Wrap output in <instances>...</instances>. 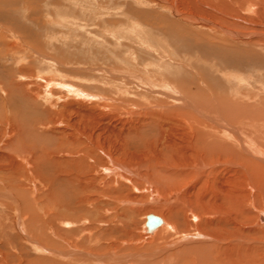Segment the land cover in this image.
<instances>
[{
  "label": "rangeland",
  "instance_id": "1",
  "mask_svg": "<svg viewBox=\"0 0 264 264\" xmlns=\"http://www.w3.org/2000/svg\"><path fill=\"white\" fill-rule=\"evenodd\" d=\"M20 146L62 162L7 184L0 158V264H263L264 0H0V152Z\"/></svg>",
  "mask_w": 264,
  "mask_h": 264
},
{
  "label": "bare ground",
  "instance_id": "2",
  "mask_svg": "<svg viewBox=\"0 0 264 264\" xmlns=\"http://www.w3.org/2000/svg\"><path fill=\"white\" fill-rule=\"evenodd\" d=\"M172 7V6H171ZM175 10V9H174ZM176 11V10H175ZM175 13V12H174ZM178 14V13H177ZM190 15V14H189ZM179 16L181 17H184L181 13L179 14ZM190 17V16H189ZM195 18V17H194ZM228 34H229V32H228ZM245 37V36H244ZM45 82V81H44ZM48 82V81H47ZM49 83V82H48ZM51 84H53V83H51ZM46 85H47V83H46ZM71 87V86H70ZM73 87V86H72ZM167 89H170V88H168L167 86H165ZM67 88V87H66ZM73 89H75V88H73ZM77 89V88H76ZM68 91H72V89H67ZM83 91V90H82ZM74 92H76L75 90H73V92L72 93H74ZM77 92H79V90H77ZM79 93H81V94H83V95H85V92H79ZM89 94H86V96H88ZM180 97V96H179ZM84 100V99H83ZM73 102H75V101H73ZM73 104V103H72ZM72 104H70V106H67V108L69 107H71V105ZM74 105V104H73ZM236 105V104H235ZM227 108V107H226ZM72 109V108H71ZM241 112V111H240ZM58 113V112H57ZM197 115V114H196ZM202 120V119H201ZM201 120H199V119H195L194 121H193V127H192V129H193V132L195 131V130H197V129H199L200 127L201 128H203L204 129V127H206L208 124L203 120V121H201ZM55 122H57V121H55ZM208 122H209V120H208ZM214 122V121H213ZM188 124V123H187ZM192 125V124H191ZM190 125V126H191ZM223 125V124H222ZM73 126V125H72ZM136 127V126H135ZM208 127V126H207ZM67 128V127H66ZM212 128V127H211ZM231 128V127H230ZM64 128H62V129H60V130H58V132H56V131H53V129H52V131H51V133H55L53 136L51 135L50 137H53L52 138V141H53V139H55V141H54V143H53V146H63L62 147V149L63 148H65V147H69V146H67V144H71V145H74V144H76L77 143V141L75 140V137L73 136V134L72 133H70V132H67V131H65V130H63ZM191 129V128H190ZM202 129V130H203ZM200 130V129H199ZM231 130V129H230ZM240 131V130H239ZM44 132H46V131H44ZM48 133V132H47ZM205 133V132H204ZM39 134V133H38ZM191 134V133H190ZM46 135V134H45ZM205 135V134H204ZM216 134H206V136H203V137H200V139H201V146L203 147V149L204 150H209V151H211V152H214V151H218V150H220V149H222V147H221V142L219 141V139H217V137L215 136ZM38 136V135H37ZM195 136V135H194ZM198 138V137H197ZM51 139V138H50ZM45 140V139H44ZM47 140V139H46ZM49 140V139H48ZM216 140H218V142L216 141ZM241 141H240V148H242L243 150H245V149H249V153L252 151L251 149L254 147V143H253V141L251 140V139H249V138H247L245 135L243 136V139H240ZM80 141V142H79ZM78 141V143L80 144V143H82V141L83 140H79ZM216 141V142H215ZM9 144L11 143V140H10V142H8ZM43 143H45L44 145H42L41 146V148H44L45 146L47 147V144H48V146H52V144L50 145V143H46V142H43ZM11 145H13V143L11 144ZM16 147V146H15ZM21 147V146H20ZM250 147H251V149H250ZM22 149H19V148H17V150H21V151H19L18 153L16 152V154H15V156L13 157L12 155H8V154H6V153H3V152H0V158H3L2 160H3V165H2V167L1 168H3V173H5L6 175L8 174L9 175V177L8 176H6L5 178H7V184L8 183H10L11 181H13L14 179H16L15 177H17V179H21V178H23V177H27V175H29L32 171V173L30 174L31 176H33V177H38V175H40V173L38 172V173H34V171H36V169H37V167L38 166H41L40 167V169H42V175H43V178L45 179V178H47V174H51V175H54V177H55V179H56V176L58 177V174H55V173H57V170L61 167V162H62V160L58 157V151H59V148L57 149V148H55L54 147V150H52L53 152L50 154V155H48V154H42V157L41 158H38V154H39V152L38 151H33V153H34V155H33V158H31V159H29L30 158V151L28 152L27 150H25V152L24 151H22L24 148L23 147H21ZM256 148V147H255ZM55 149H57L56 151H55ZM61 149V150H62ZM69 149V148H68ZM64 150V149H63ZM82 151V150H81ZM85 151V150H84ZM221 151V150H220ZM246 151V150H245ZM257 151H258V153L259 154H261V153H263L262 152V150L258 147L257 148ZM64 152V151H63ZM247 152V153H248ZM88 154V156L89 155H93L92 153V151H88L87 152ZM228 153V152H227ZM203 157V156H202ZM239 159V158H238ZM258 159V158H257ZM72 162L75 160V157H72L71 156V159H70ZM78 161H80V160H78ZM75 162V161H74ZM199 168H201V167H203L204 165L203 164H201V162L199 161ZM214 164V163H213ZM249 165V164H248ZM252 165V164H251ZM256 166V165H255ZM29 167V169H30V167H31V170L29 171V174H25V171H26V169ZM198 167V166H197ZM257 168V170H259V171H261L262 172V174L264 173V167L263 166H256ZM263 167V168H262ZM91 168H92V166H91ZM51 170V172L50 173H48L50 170ZM90 169V168H89ZM123 169H125V168H123ZM49 170V171H48ZM164 170V169H163ZM256 170V171H257ZM126 171V170H125ZM175 172H176V170H174ZM132 172V171H131ZM201 172H202V170H201ZM219 171H217V173H218ZM260 172V173H261ZM214 173H215V171H214ZM220 173V172H219ZM252 173V172H251ZM259 173V172H258ZM259 173V174H260ZM38 174V175H37ZM73 174V173H72ZM131 173H129L128 175H130ZM167 174V173H166ZM169 174H170V172H169ZM168 174V175H169ZM171 174H173L172 173V171H171ZM26 175V176H25ZM89 175V174H88ZM204 175V174H203ZM253 175V174H252ZM49 176V175H48ZM91 176V175H90ZM166 176V175H165ZM170 176V175H169ZM51 177V176H50ZM76 177V176H75ZM127 177V176H126ZM216 177V176H215ZM4 178V179H5ZM59 178V177H58ZM77 178V177H76ZM79 178V177H78ZM88 178V177H87ZM86 178V179H87ZM96 178V177H95ZM165 178H167V177H165ZM263 178V183H264V177H262ZM28 179V178H27ZM254 179V178H253ZM26 180V179H25ZM39 180V179H38ZM83 180V179H82ZM95 180V179H94ZM6 181H4V182H6ZM92 182V181H91ZM246 182H247V184L246 185H249L250 187V190L251 189H254V187L251 185V183H250V180H249V178H247L246 179ZM12 183V182H11ZM84 183V182H83ZM78 184V183H77ZM145 184H146V182H145ZM79 185V184H78ZM20 185H18V187H19ZM86 187V186H85ZM84 187V188H85ZM132 188V187H131ZM191 189H193V187L191 188ZM229 189V188H228ZM250 190H248V191H250ZM191 191H193V190H189L188 191V193L186 194H184V195H182V197H181V199L183 200V199H186V200H189L188 202H189V206L187 205V209L191 212V214H192V216L194 217V218H197V213L193 210V206H191V205H193V199H191L192 197V192ZM253 191V190H252ZM56 192V191H55ZM54 192V193H55ZM212 193L211 194H209V195H212L211 196V202H210V206L213 204V206H215L214 208H221V210H222V207H223V204H222V200L219 198L220 197V195H219V193L218 192H216V193H214V191H213V189H212V191H211ZM225 192H226V190H225ZM176 193V192H175ZM195 193V192H194ZM229 193V192H228ZM235 193V192H234ZM239 193L240 192H238L237 191V194L239 195ZM244 193V192H243ZM246 193V192H245ZM249 193V192H248ZM49 194V193H48ZM242 194V193H241ZM234 195V194H233ZM246 195V194H245ZM249 195V194H248ZM9 197V196H8ZM172 197H174V194H172L171 196H170V198H172ZM249 197V196H248ZM223 198V197H222ZM228 198H230V197H228ZM227 198V199H228ZM239 198V197H238ZM240 198H242V197H240ZM176 200H177V198H175ZM180 199V198H179ZM206 199H208V194H207V196L205 195V196H203V197H201L200 198V200H201V202L200 203H202V206H204L205 208H207L206 206V204H205V201H206ZM248 200V199H247ZM55 201V200H54ZM185 201V200H184ZM164 202V201H163ZM165 204H167L166 202H164ZM179 203H181V202H178V204ZM186 203V202H185ZM183 204V203H182ZM248 204V203H247ZM252 204V203H251ZM176 205V204H175ZM181 205V204H180ZM179 205V206H180ZM185 205V204H184ZM246 205V204H245ZM3 206V205H2ZM178 206V205H177ZM174 207H176V206H172V207H170V209L173 211L174 210ZM181 207V206H180ZM34 208H36L35 206H34ZM39 208V207H38ZM53 208V207H52ZM177 209V208H176ZM213 209V208H212ZM224 209V208H223ZM36 210V209H35ZM39 210H40V208H39ZM171 210H169V212H171ZM207 211H206V213H209L208 211V209H206ZM250 210V209H249ZM17 211V210H16ZM158 211V210H157ZM204 211V210H203ZM228 211V210H227ZM232 211V210H231ZM246 211V210H245ZM205 212V211H204ZM212 212V211H211ZM217 212V211H216ZM225 211H223V213H224ZM230 212V211H229ZM160 213V212H159ZM185 213V212H184ZM203 213V212H202ZM201 213V214H202ZM213 213V212H212ZM211 213V214H212ZM215 213V212H214ZM218 213H219V211H218ZM221 213V212H220ZM231 213V212H230ZM229 213V214H230ZM169 214V213H168ZM200 214V215H201ZM155 215V214H154ZM166 215V214H165ZM172 215V214H171ZM227 215V214H226ZM225 215V216H226ZM231 215V214H230ZM48 216V215H47ZM157 216V215H156ZM162 216H163V214H162ZM162 216H159L161 219H162V223L159 225V226H157L156 228H154L152 231H147L146 230V227H145V225L143 226V230H144V232H146V234H148L149 233V236H153L156 232H157V230H159L158 228L159 227H162V226H165V221H164V219H165V217L163 218ZM236 216V215H235ZM169 217H170V215H169ZM227 217V216H226ZM146 218V217H145ZM200 218V217H199ZM232 218V217H231ZM263 218H264V216H263ZM262 218V219H263ZM203 219V218H202ZM202 219H200V220H198L197 221V223H196V225H197V227H198V229L199 230H202L201 229V225H202ZM205 219V218H204ZM19 218L17 219V222L19 223ZM228 220V219H227ZM231 220H233V219H231ZM204 222L205 223H207L209 226H212V225H219L220 224V220L218 219V218H216V219H214V220H211V219H209V218H207V219H205L204 220ZM172 223V222H171ZM174 223V222H173ZM204 223V224H205ZM222 224V223H221ZM224 224V223H223ZM168 225V224H167ZM166 225V227L163 229V230H161V231H159V232H157V234H155V238H156V240H158V239H160V237L162 236V234L164 233V231H166V229H168V228H173L174 229V227L173 226H167ZM173 225V224H172ZM207 225V226H208ZM4 227V226H3ZM21 228V227H20ZM196 228V227H195ZM217 228V227H216ZM172 229V230H173ZM250 229V228H249ZM22 230V229H21ZM255 229H253V230H250V231H254ZM244 231V230H243ZM262 231H263V229H262ZM200 232V231H199ZM248 232V231H247ZM1 233V232H0ZM24 233V232H23ZM166 233H168L167 231H166ZM203 233H205V232H203ZM202 233V234H203ZM2 234V233H1ZM207 234V233H206ZM3 235V234H2ZM164 236V235H163ZM207 236V235H206ZM25 238H27V234H26V237ZM167 239V238H166ZM1 240H2V238H1ZM0 240V241H1ZM152 240V239H151ZM151 240H149L148 242H149V244H151ZM215 240V239H214ZM255 241V240H254ZM155 242V241H154ZM35 245V244H34ZM248 245V244H247ZM250 245H252V244H250ZM244 246V245H239L240 247L239 248H237L236 249V251L237 252H241L242 250H244V249H246L247 247L248 248H250L251 246ZM235 247V246H234ZM233 247V248H234ZM262 247H264V246H262ZM233 248H229L230 249V251L231 250H234ZM191 249V248H190ZM193 249H194V247H193ZM225 249V248H224ZM228 249V248H227ZM256 249V248H255ZM47 250V249H46ZM112 250V249H111ZM114 250V249H113ZM184 250V249H183ZM196 250V249H195ZM50 250H48V252H49ZM54 251V250H53ZM57 251V250H56ZM185 251V250H184ZM193 251V250H192ZM259 251V250H258ZM223 252H225V251H223ZM231 252H233V251H231ZM50 253V252H49ZM63 253V252H62ZM114 253V252H113ZM226 253H227V251H226ZM58 254V253H57ZM71 254V253H70ZM70 254L69 253H66L65 255H68V256H70ZM75 254H80V252L79 251H77V250H75ZM191 254H193L194 255V253H190V255ZM218 254V253H217ZM232 254V253H231ZM242 254V253H241ZM60 255V254H59ZM137 255V254H136ZM140 255V254H139ZM143 255V254H142ZM156 255V254H155ZM177 255V254H176ZM175 255V256H176ZM188 255V254H187ZM192 255V256H193ZM202 256H203V254H201ZM224 255H226V254H224ZM106 256V255H105ZM184 256V255H183ZM90 257H92V260H96V261H98V260H101L102 261V259H104L105 257H96V256H90ZM111 257V256H110ZM140 257H141V255H140ZM139 257V258H140ZM178 257H179V255H178ZM194 257V256H193ZM201 257V256H200ZM114 258V257H113ZM136 258V257H135ZM181 258H182V256H181ZM195 258V257H194ZM228 258V257H227ZM116 259H118V258H116ZM229 259V258H228ZM194 260V259H193ZM108 260H105L104 262L106 263ZM186 261V260H185ZM210 261V260H209ZM103 262V261H102ZM103 262V263H104ZM112 262V261H111ZM126 262V261H125ZM212 262H213V260H212ZM120 262H118V264H119ZM262 263V262H261ZM111 264H114V263H111ZM115 264H116V262H115ZM121 264V263H120ZM264 264V263H263Z\"/></svg>",
  "mask_w": 264,
  "mask_h": 264
},
{
  "label": "water",
  "instance_id": "3",
  "mask_svg": "<svg viewBox=\"0 0 264 264\" xmlns=\"http://www.w3.org/2000/svg\"><path fill=\"white\" fill-rule=\"evenodd\" d=\"M162 223V219L152 213L146 216L145 227L147 231H152Z\"/></svg>",
  "mask_w": 264,
  "mask_h": 264
}]
</instances>
